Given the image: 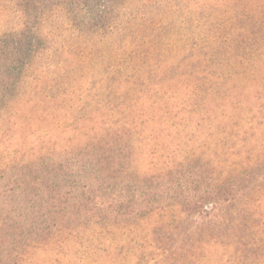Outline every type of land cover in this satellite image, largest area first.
<instances>
[{
    "label": "rangeland",
    "instance_id": "obj_1",
    "mask_svg": "<svg viewBox=\"0 0 264 264\" xmlns=\"http://www.w3.org/2000/svg\"><path fill=\"white\" fill-rule=\"evenodd\" d=\"M198 1L126 0L112 21L64 4L44 13L40 49L0 111V169L82 145L111 114L132 126L139 174L175 192L150 215L34 244L22 264H264V180L201 214L178 205L233 170L264 164V67L256 65L264 44L234 42L259 35L252 19L236 9L223 21L199 19ZM242 1L263 19L264 0ZM22 7L0 0V37L22 28ZM226 36L228 47L219 46ZM235 44L239 51L228 49Z\"/></svg>",
    "mask_w": 264,
    "mask_h": 264
},
{
    "label": "trees",
    "instance_id": "obj_2",
    "mask_svg": "<svg viewBox=\"0 0 264 264\" xmlns=\"http://www.w3.org/2000/svg\"><path fill=\"white\" fill-rule=\"evenodd\" d=\"M21 1L22 28L0 37V111L16 95L21 77L40 49L38 26L47 10L64 4L76 16L88 13L92 18L101 15V18L112 21L124 10L126 2ZM198 2L201 3L199 19L217 17L223 21L229 17L227 14L231 9L241 12L242 21L252 19L250 22L259 35L247 39L242 35L233 39L234 42L243 40L246 45L252 42L264 44V14L260 21L254 19L256 16L250 18L252 15L249 16L247 9L251 5H245L242 0ZM148 12L146 9L145 13ZM120 29L124 32L123 28ZM229 41L226 36L219 46L228 47ZM232 48L235 51L241 49L237 44L228 49ZM256 65L264 67V59L257 61ZM216 75L220 77L221 74L217 72ZM108 115L109 122L103 121L84 144L48 152L35 162L0 169V264H22L21 257L29 247L46 242L61 232L88 225L105 226L135 220L161 209L159 205L163 199H172V196L163 197V193L171 191V182L161 190V186L151 183L152 176L139 174L130 135L132 126L127 120H114L111 114ZM169 173L161 178L168 180L174 174ZM260 179L264 180L263 162L233 170L225 180L207 186L194 196L182 198L178 205L188 215L201 214L207 212L205 208L209 204L227 203L251 190ZM153 232L155 235L162 233L156 228Z\"/></svg>",
    "mask_w": 264,
    "mask_h": 264
}]
</instances>
